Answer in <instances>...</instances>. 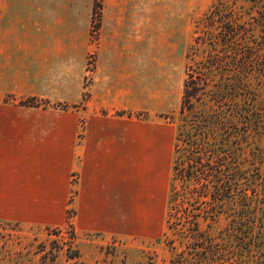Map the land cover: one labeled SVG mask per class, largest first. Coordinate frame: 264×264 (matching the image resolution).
Instances as JSON below:
<instances>
[{"label": "rangeland", "instance_id": "374dc122", "mask_svg": "<svg viewBox=\"0 0 264 264\" xmlns=\"http://www.w3.org/2000/svg\"><path fill=\"white\" fill-rule=\"evenodd\" d=\"M95 5L100 17H94ZM105 8L108 15L132 10V56L152 63L153 91L170 92L173 111L160 117L176 125V139L186 66L194 65L207 79L196 109L214 121L211 141L220 160L223 198L197 204V229L179 218L169 228L175 154L167 203L132 210V237L78 236L72 213L59 229L0 221V264H41L50 251L57 264H264V0H0V46L32 45L40 20L42 28L51 19L53 29L69 30L58 24L66 15L79 29L88 24L92 71ZM94 24H100L97 38L91 35ZM114 28L123 31L128 25ZM197 36L202 41L195 44ZM19 99L7 94L0 101ZM151 111L136 117L154 119ZM137 180L138 190L152 187L150 178ZM76 251L80 256L70 259Z\"/></svg>", "mask_w": 264, "mask_h": 264}, {"label": "crops", "instance_id": "0c3cea01", "mask_svg": "<svg viewBox=\"0 0 264 264\" xmlns=\"http://www.w3.org/2000/svg\"><path fill=\"white\" fill-rule=\"evenodd\" d=\"M116 13L104 9L92 71L88 24L66 15L58 24L69 30L40 20L32 45L0 46V100L20 98L0 101V221L59 229L71 212L78 236L129 238L132 210L167 203L176 125L160 116L172 97L153 91L152 63L132 56V10ZM122 22L127 30L114 28ZM30 97L50 104L19 105ZM146 110L155 118L136 117ZM139 176L152 187L138 190Z\"/></svg>", "mask_w": 264, "mask_h": 264}, {"label": "trees", "instance_id": "16d2710c", "mask_svg": "<svg viewBox=\"0 0 264 264\" xmlns=\"http://www.w3.org/2000/svg\"><path fill=\"white\" fill-rule=\"evenodd\" d=\"M98 7L101 9V5ZM95 16H101L97 5L94 7ZM207 18L212 20L211 16ZM99 28L100 24L92 26V37L97 38ZM199 41L201 43L202 39L197 36L195 44ZM207 84V79L203 77V73L196 70L194 65L186 66V78L183 83L179 108L182 125L177 135L176 158L173 165V180L176 185L172 187L170 195L169 228L173 226V220L179 218L181 221L186 219L191 225L193 224L194 229H197L198 214L194 212L198 209L197 204H212V201L220 200L224 195L221 190L220 160L211 141L213 134L211 127L214 121L212 117L201 114L196 109V103L202 101ZM87 97L88 94H85L84 99ZM18 103L30 107L48 106L50 104V102L36 97H30ZM55 106H61L63 109L70 108L60 104H55ZM209 197L211 199H208ZM180 202L183 204L179 207ZM184 203L189 204L188 207H185ZM57 231L58 233L62 232L61 230ZM74 239H71L72 243ZM49 254L51 251L44 254L41 264H57L56 258ZM79 256V252L76 251L69 258L74 260L75 257ZM75 263L78 261L76 260ZM78 264L83 263L79 262Z\"/></svg>", "mask_w": 264, "mask_h": 264}]
</instances>
